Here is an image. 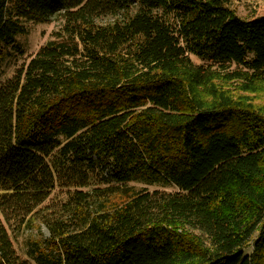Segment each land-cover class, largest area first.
<instances>
[{
	"label": "trees",
	"instance_id": "16d2710c",
	"mask_svg": "<svg viewBox=\"0 0 264 264\" xmlns=\"http://www.w3.org/2000/svg\"><path fill=\"white\" fill-rule=\"evenodd\" d=\"M129 2L0 0V49L23 21L61 20L0 83V264H264V116L190 58L232 62L253 89L264 81V13L138 0L116 17ZM107 12L114 20L99 22ZM99 163L115 185L83 191ZM55 185L67 191L60 217L35 216ZM32 215L50 238L32 240L22 259L5 224Z\"/></svg>",
	"mask_w": 264,
	"mask_h": 264
},
{
	"label": "rangeland",
	"instance_id": "374dc122",
	"mask_svg": "<svg viewBox=\"0 0 264 264\" xmlns=\"http://www.w3.org/2000/svg\"><path fill=\"white\" fill-rule=\"evenodd\" d=\"M224 2L234 13L243 19H250L264 13V0H224ZM139 7L138 0H132L126 7L115 9L113 12L117 14L116 17H122L125 13L131 16ZM151 13L160 17L165 23L171 26L176 23L174 13L169 9L156 7L151 9ZM114 18V15L107 12L99 15L98 21L104 23L106 21H112ZM22 24L24 26V32L16 34L11 44L2 45L0 49V83L5 82L16 70L23 67L30 57L37 52L40 46L48 40L53 39L54 32L61 25V20L59 15H54L43 23L23 21ZM190 58L195 65H199L202 67V70L209 72L208 76L211 77L212 82L219 85L223 90H226L235 100H239L240 105L254 109L264 116V81H255L253 83L255 87L250 89L246 86L247 80L245 77L234 75L235 72L241 69V67L234 63L216 64L210 60L197 59L193 55H190ZM112 175L113 169L109 164L99 163L92 173L93 184L82 188V190H90L94 186L115 185V182L111 178ZM128 186H134L135 189L146 188L149 191L154 189H175L172 184L160 186L132 181L128 182ZM5 191L0 187V195ZM66 196V189L55 185L49 197L38 207V213L35 216H38L40 213H45L50 217H55V215L60 217L62 202L65 201ZM107 198L105 202L107 206H111L119 199L115 194ZM64 214L63 219L70 222L75 221L72 215L67 217L68 214ZM35 216L32 215L24 222L15 223V225L7 226L5 224L15 252L22 259L28 258L26 251L30 249L32 240L45 241L50 238V233L45 224L40 219L35 218ZM43 244L45 243L43 242Z\"/></svg>",
	"mask_w": 264,
	"mask_h": 264
}]
</instances>
